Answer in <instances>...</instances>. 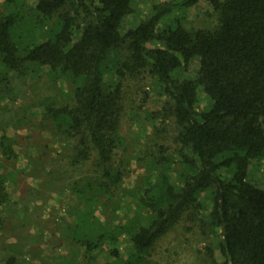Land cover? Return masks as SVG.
Listing matches in <instances>:
<instances>
[{"label":"trees","instance_id":"trees-1","mask_svg":"<svg viewBox=\"0 0 264 264\" xmlns=\"http://www.w3.org/2000/svg\"><path fill=\"white\" fill-rule=\"evenodd\" d=\"M26 1L4 0L0 7V82L10 73L27 74L29 64L72 80L73 104L47 103L44 115L70 143L69 165L92 161L95 176L77 189L79 197L138 195V203L150 213L146 224L137 213L109 227L92 211L80 210L71 230L73 241L91 253L128 236L132 253L122 255L113 248L114 262L152 264L149 256L159 239L190 207L197 208L201 193L211 188L210 215L222 257L213 264H264V187L247 178L251 162L264 157V0H205L219 11L220 24L215 30L196 31L178 22L158 25L175 7L201 0L157 4L152 14L126 31L123 23L132 0H38L34 7ZM36 30L43 32V41L36 38ZM121 50L123 59L118 61L114 55ZM193 59L200 63L197 76L177 77L175 72ZM112 67L115 83L107 77ZM145 71L167 95L169 113L183 128L179 140L189 154L183 156L181 188L163 171L140 196L141 190L123 187L115 151L122 80ZM200 88L211 100L208 109L196 107ZM0 146L7 157L14 156L9 138L2 137ZM9 200L7 178L0 173V206ZM13 263L10 258L6 264Z\"/></svg>","mask_w":264,"mask_h":264},{"label":"rangeland","instance_id":"rangeland-1","mask_svg":"<svg viewBox=\"0 0 264 264\" xmlns=\"http://www.w3.org/2000/svg\"><path fill=\"white\" fill-rule=\"evenodd\" d=\"M3 1L0 0V7ZM170 1L173 0H132L124 31L152 14L155 5ZM37 3L38 0L26 1L28 7ZM219 17V11L210 2L201 0L190 7H175L158 27L178 22L189 31L215 30ZM80 32L81 29L75 30L74 36ZM42 35L36 30L40 42L44 40ZM123 54L121 50L114 59L121 61ZM199 67V60L193 59L175 75L181 79L195 78ZM107 77L109 83L117 82L115 67L110 68ZM6 80L0 82L4 91L0 94V142L4 136L9 138L14 156L7 157L0 146V173L7 178L10 195V200L0 206V264H6L10 258H14L13 264H61L72 260L81 264H111L115 261L111 255L113 248L118 247L122 255L132 253L128 236L115 244L108 241L91 253L71 237L80 210L92 211L109 227L124 223L137 213L143 223L150 220L148 209L138 203V195L98 193L92 199L79 197L77 189L95 176L92 161L69 165L73 154L70 143L63 140L44 115L47 103L73 104L74 82L65 76H54L37 64H29L25 75L8 74ZM122 96L115 166L124 173L123 187L140 191L165 171L171 182L181 188L183 156L189 154V149L179 140L183 128L169 113L167 95L159 81L149 71L126 77L122 80ZM210 106L209 96L200 88L197 109ZM247 178L264 187V157L251 162ZM212 208L213 189L209 188L201 193L197 208L190 207L179 223L159 239L149 256L151 263L220 261V238L211 220Z\"/></svg>","mask_w":264,"mask_h":264}]
</instances>
